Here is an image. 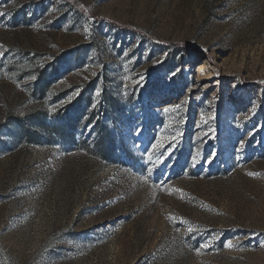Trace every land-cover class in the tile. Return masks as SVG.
<instances>
[{
	"label": "rangeland",
	"instance_id": "obj_1",
	"mask_svg": "<svg viewBox=\"0 0 264 264\" xmlns=\"http://www.w3.org/2000/svg\"><path fill=\"white\" fill-rule=\"evenodd\" d=\"M0 264H264V0H0Z\"/></svg>",
	"mask_w": 264,
	"mask_h": 264
}]
</instances>
